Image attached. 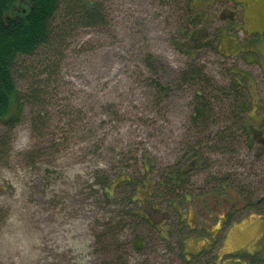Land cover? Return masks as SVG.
<instances>
[{
	"label": "rangeland",
	"instance_id": "1",
	"mask_svg": "<svg viewBox=\"0 0 264 264\" xmlns=\"http://www.w3.org/2000/svg\"><path fill=\"white\" fill-rule=\"evenodd\" d=\"M93 2L105 26L68 23L55 53H38L33 69L19 64L14 73L22 108L13 128L0 123L9 142L0 155V264H264V0ZM187 6L205 21L192 23ZM200 25L209 46L178 51L173 42ZM191 62L215 85L213 96L231 87L252 106L263 143L258 159L246 147L233 163L211 154L212 169L231 167L257 213L239 211L215 236L192 226L202 220L197 210L183 226L185 199L174 200L180 216L168 191L154 194L168 218L158 233L127 216L121 189L110 190L111 200L103 191L124 176L146 181L144 161L154 176L167 172L194 136L198 87L179 77Z\"/></svg>",
	"mask_w": 264,
	"mask_h": 264
},
{
	"label": "trees",
	"instance_id": "2",
	"mask_svg": "<svg viewBox=\"0 0 264 264\" xmlns=\"http://www.w3.org/2000/svg\"><path fill=\"white\" fill-rule=\"evenodd\" d=\"M186 10L191 15L192 23L201 21L199 16L203 22L205 21L202 11L201 15L198 10L190 6H187ZM99 12V6L93 0H0V123L8 125L10 129L13 128L21 112V98L14 77L17 66L22 64L33 69L36 65L31 67L28 62L30 59L41 56L42 52V55L48 51L55 53L57 45L63 39L64 32L61 29H66L68 23L81 27L105 26L106 23ZM56 18L61 19L62 22L57 24ZM204 30L205 26L200 25V28L189 33L187 41L173 43L178 51L190 52L203 49L209 46L211 41L206 32L202 33ZM189 41L193 44H189ZM193 59L192 61L195 62ZM194 62H191L189 70H182L179 74L182 82L198 87L194 91L189 117L190 131L191 134L194 131L195 137L184 140L183 151H187V158L183 159L182 156L177 158L176 162L167 168L169 169L167 172H160L154 176L156 181L150 180L149 174L152 168L148 162L144 161L142 169L146 181L143 180V175L134 181L124 176L110 188H103L106 200L112 199L111 189H121L118 194L122 202L131 205V208L125 211L127 216L133 218L139 226L142 222L150 225L157 233L163 228H160L147 214L144 202L149 196H154L153 191L156 190L157 194H164V196L168 195V191L171 195L168 198L173 200V206L177 209L178 206L175 205L174 200L185 199V193L182 194L185 182L197 183L198 181L192 180V177L196 174L201 177L206 170L209 173H217L216 182L219 186L236 182L238 186L243 187L244 185L238 183L236 175L229 171L231 167L212 169L216 163L210 159L211 154H217L221 159L226 157L224 161L228 164L233 163L237 156L236 152L241 147H246L253 153L255 150L250 145V143H256L254 140L250 142L251 122L253 123L255 118V113L250 111L252 106L247 107L246 101L237 99L231 93V87L229 90L225 87L216 88L218 94L213 96L212 90L215 85L204 82L202 67L192 66ZM237 74L244 76L239 72ZM35 95L33 92L31 97ZM244 114L247 115L246 118L243 117ZM227 123H230V126H227ZM213 129L217 130L213 132ZM5 145H9V142L6 143L5 139H0V155L7 154ZM256 155L254 154L255 157ZM159 189L162 192H159ZM141 193H144L146 198L140 195ZM178 213L180 214L179 210ZM139 242L143 243L142 239ZM140 247L137 246V248Z\"/></svg>",
	"mask_w": 264,
	"mask_h": 264
},
{
	"label": "flooded vegetation",
	"instance_id": "3",
	"mask_svg": "<svg viewBox=\"0 0 264 264\" xmlns=\"http://www.w3.org/2000/svg\"><path fill=\"white\" fill-rule=\"evenodd\" d=\"M255 121V118L253 122ZM250 131H251V139L250 142L253 140L256 141V143H250L252 148L254 147V154L256 155V158L258 159L260 156H262L263 149L259 150L260 148L259 144L262 143L261 140L257 139L258 128H255V125L251 122ZM258 141V142H257ZM263 144V143H262ZM184 152V153H183ZM179 156L184 159L187 158V151H183ZM218 169V168H217ZM152 181H156L154 175L152 173L149 174V178ZM216 177L218 178V175L216 172H207L204 171L203 174H201V177L199 178L197 183H192L191 181L185 182L184 185V191L182 194L185 197L184 201V214L180 224L183 226H187L186 219L187 216L190 214L192 216V212L197 214L195 210L198 212L200 211L199 216L202 217V220L198 221L196 223L195 219H191L192 226L194 228H197L199 225V228H201L203 231L206 232L204 237L206 235H209L212 233V235H217L219 232H221L223 229H229L231 228L235 223L239 221V219L242 216L245 215H253L257 214L253 210V206H255V202L252 201L251 195L246 191L245 187L238 186L236 182H230V185L224 184V186H219V184L216 182ZM153 190V187H152ZM156 195V190L153 191ZM144 193H141L140 195H143ZM144 196V195H143ZM248 196L250 198H248ZM145 197V196H144ZM146 198V197H145ZM145 211L147 214L153 219V215H159L162 218L159 219V221L156 223L160 228H162L168 219L166 215H164L161 210L158 207L154 206V196L151 195L147 199H145ZM251 203V204H250ZM173 206V204L171 205ZM180 206V205H179ZM174 207V206H173ZM182 210V208H181ZM239 211H245V213L240 217L237 218L238 215H240ZM186 212V213H185ZM250 212V213H249ZM181 216V213L179 214ZM198 215V214H197ZM237 218V219H235ZM170 220V219H169ZM180 220V221H181ZM194 228H188V229H194ZM227 229V230H228Z\"/></svg>",
	"mask_w": 264,
	"mask_h": 264
}]
</instances>
